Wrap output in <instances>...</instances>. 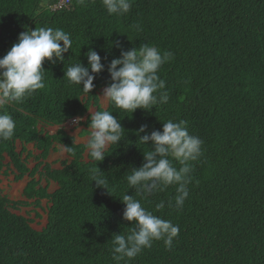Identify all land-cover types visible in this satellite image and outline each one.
<instances>
[{"label": "trees", "instance_id": "obj_1", "mask_svg": "<svg viewBox=\"0 0 264 264\" xmlns=\"http://www.w3.org/2000/svg\"><path fill=\"white\" fill-rule=\"evenodd\" d=\"M57 1L0 0V57L24 26L60 28L73 40L64 63L43 62L45 88L4 109L16 129L0 142V173L13 168L18 180L29 173L24 196L35 204L46 199L41 209L47 222L34 229L15 212L28 200H9L0 189V264H116L111 237L135 227L122 219L120 199L124 193L140 199L125 177L141 166L150 147L140 144L135 132L142 125L148 133L160 130L168 120L186 121L189 133L203 141L202 156L191 162L189 195L181 209L173 206L175 186L141 200L147 211L179 226L171 249L154 241L129 264H264V0H132L121 16L109 15L102 0L84 5L70 0L68 8L51 10ZM144 44L173 53L158 73L168 103L137 109L131 117L109 103L102 108L98 91L111 83L108 64ZM89 48L101 56L104 70L87 94L63 76L77 60L87 65ZM91 105L112 112L126 131L97 163L107 190L91 181L95 162L84 156L86 144H76L63 128L45 135L38 129L83 117ZM17 141L34 143L42 151L36 160L54 143L69 146V161L59 170L46 167L40 176L47 185L40 186L34 174L42 160L29 169ZM49 181L57 184L52 192ZM160 202L164 207L156 210Z\"/></svg>", "mask_w": 264, "mask_h": 264}, {"label": "clouds", "instance_id": "obj_2", "mask_svg": "<svg viewBox=\"0 0 264 264\" xmlns=\"http://www.w3.org/2000/svg\"><path fill=\"white\" fill-rule=\"evenodd\" d=\"M77 3L84 5L86 0H77ZM102 6L109 15L121 16L129 13L132 0H102ZM135 27L139 30L140 26L137 24ZM72 47L70 34L60 28L35 27L29 30L24 26L17 41L0 57V142L10 140L16 129L15 120L4 111L6 106L21 103L45 88L43 62L64 63V54ZM84 55L87 65L77 60L67 67L63 77L70 85L80 86L84 93L89 94L95 87V76L104 70V64L101 56L92 48ZM172 59L173 53L161 52L148 44L122 51L118 58L108 64L111 83L103 89L101 97L116 109L130 114V117L137 109L150 111L156 109L157 105L167 104L169 93L158 73ZM73 117V124L78 127L83 118ZM61 126L64 128L65 123ZM87 129L89 134L85 149L87 156L95 162L91 181L95 182L96 187L107 190V177L99 170L97 163L104 160L111 146L116 147L125 138L126 131L121 119L108 110L90 111ZM135 135L140 144L150 147L143 152L141 166L132 167L125 177L129 188L135 189L140 199L126 193L120 199L124 205L122 219L135 227H131L126 235L119 233L111 237L112 259L116 264L121 261L129 264L144 249L150 248L154 241H163L164 246L171 249L173 240L179 234V226L147 211L141 200L175 186L173 206L181 209L189 195L187 185L191 182V162L198 161L202 156L203 141L189 133L184 120H168L162 123L160 130L150 133L147 126L142 125ZM64 150L71 149L65 146ZM173 161L180 167H175ZM163 207V202L156 204V210Z\"/></svg>", "mask_w": 264, "mask_h": 264}, {"label": "crops", "instance_id": "obj_3", "mask_svg": "<svg viewBox=\"0 0 264 264\" xmlns=\"http://www.w3.org/2000/svg\"><path fill=\"white\" fill-rule=\"evenodd\" d=\"M105 87H103V88H101V89H104ZM98 96H99V94H98ZM100 103H101V98L99 97V105H100ZM92 106H94L95 108H96V110H97V106H95V105H91L90 107H89V109H88V111H87V113L83 116V117H85L86 115V117L85 118H83L82 119V121L80 122V124H79V126L77 127H75V128H72V129H69L68 127H65V126H63L64 128V130L69 134V135H71V136H73L74 137V139H75V143L76 144H86L87 142H83V140L85 139V138H88V129H87V121L89 120L88 118H89V116H90V111H92V109H91V107ZM101 106V105H100ZM94 108V109H95ZM106 108V107H105ZM94 111V110H93ZM59 128H62V126H43V125H41V124H39L38 125V129H41L42 131H43V135H45V134H55L56 132H57V130L59 129ZM84 131H86L87 132V134H84L83 135V132ZM17 142H19L21 145H20V148L18 149V148H16V150L18 151V152H20L21 151V149H23L24 150V152H23V154H22V158L24 159L26 156H28V158H27V166H28V168L29 169H32L34 166H36L37 165V163H39L41 160V164H40V166H39V168H38V171L34 174V177H35V179L36 180H39L40 181V186L42 185L43 187H45L46 185H47V182H46V180H45V178L44 177H41L40 175V173L46 168V167H48V168H50V169H55V170H59V169H61L62 168V165L64 164V163H66L67 161H69V157H68V155H67V152L64 150V147L62 146V145H60V144H57V143H54L53 144V146H52V148L49 150V152L47 153V155H45V156H43V158H39L38 160H36V157L37 156H39L41 153H42V151H40V150H37L36 149V147H35V144L34 143H26V144H22L20 141H17ZM17 142H16V146H17ZM34 162V165H33V167H31L30 168V166L29 165H31L32 163ZM29 164V165H28ZM11 170H13V168L11 169ZM10 170V171H11ZM10 173V172H9ZM7 173H0V185H2V183H3V180H2V178L4 179H6L7 180V178L9 177V176H5ZM12 175V178L14 179V180H16V182H15V185L14 186H11V188L12 187H14V190H16V189H20L21 190V192H22V197L23 198H12L11 197V195H9V194H7V196H8V199L9 200H13V201H19V200H21V201H26V200H28V199H26L25 198V196H24V190H25V188H26V186H27V184H28V182L30 181V177H29V173H26L21 179H15V176H16V174H11ZM7 182V181H6ZM52 181L50 182L49 181V183H48V188L52 185ZM8 186V185H7ZM8 188H10V186L8 187ZM0 189H1V191H2V194L5 192V190H3L4 188H3V186H0ZM6 189V188H5ZM49 192V191H48ZM6 196V197H7ZM45 201H46V199H41V201H40V203H42L41 204V206L38 204V206L35 204L36 202H35V199H30V200H28V204L27 205H25V206H22V208H25V209H28V208H30L31 206L33 207V205H35V207H39V208H41L42 207V205L44 206L45 205ZM34 208V207H33ZM42 208H45V207H42ZM36 211H38V210H36ZM26 212L28 213V212H30V210L29 211H27L26 210ZM25 212V213H26ZM39 212V211H38ZM20 214V213H19ZM22 215V214H21Z\"/></svg>", "mask_w": 264, "mask_h": 264}, {"label": "rangeland", "instance_id": "obj_4", "mask_svg": "<svg viewBox=\"0 0 264 264\" xmlns=\"http://www.w3.org/2000/svg\"><path fill=\"white\" fill-rule=\"evenodd\" d=\"M102 93H103V89H100L99 91H98V94H99V97L101 98V103H100V105H101V107L102 108H105V107H107V105H108V102H106L101 96H102ZM95 107L94 106H92L91 107V109H92V111L94 110H96V108L94 109ZM87 116V115H86ZM85 116V117H86ZM85 117H82V118H85ZM89 119V118H88ZM84 134H87V132L86 131H84L83 132V135ZM87 139L88 138H85L84 140H83V142H87ZM20 143L19 142H17V148L19 149L20 148ZM84 156H87V152L85 151V153H84ZM9 161V159L8 158H6L5 159V163H7ZM29 165V164H28ZM33 165H34V162L31 164V165H29L30 166V168L31 167H33ZM10 172V173H9ZM14 173V170L12 171H7V174L5 175L6 177L7 176H9L8 178H7V180L4 178H2V180H3V183H2V185H0V186H3V190H5V192L3 193V195H5V196H7V194H9V195H11V197L12 198H23L22 197V192H21V190L20 189H16V190H14V187H12L11 188V186H14L15 185V182H16V180H14L13 178H12V175L11 174H13ZM7 181V182H6ZM8 185V186H7ZM10 186V188H8ZM6 188V189H5ZM57 188V184L55 183V182H53L52 183V185L48 188V191L49 192H52V191H54L55 189ZM7 198H8V196H7ZM41 204L42 203H40L39 205L41 206ZM37 206H38V204H36ZM39 206V207H40ZM34 207V208H33ZM33 207L31 206L30 208H28V209H25V208H22V207H18V210L17 211H15L16 213H20V214H23V215H25L26 217H28V219L30 220V224H31V226L34 228V229H36V230H41L44 226H45V224H46V221H47V214H46V212H45V210H42L41 208H39V207H35V205H33ZM42 207H47V201H45V205L43 206L42 205ZM26 210L27 211H29L30 210V212H26ZM36 210H38V211H36ZM26 212V213H25Z\"/></svg>", "mask_w": 264, "mask_h": 264}, {"label": "built area", "instance_id": "obj_5", "mask_svg": "<svg viewBox=\"0 0 264 264\" xmlns=\"http://www.w3.org/2000/svg\"><path fill=\"white\" fill-rule=\"evenodd\" d=\"M70 0H58L54 4L50 5L49 8L51 10H59L62 8H68L69 7ZM75 117H72L65 122V127H68L69 129L75 128L76 126L73 124V119Z\"/></svg>", "mask_w": 264, "mask_h": 264}]
</instances>
